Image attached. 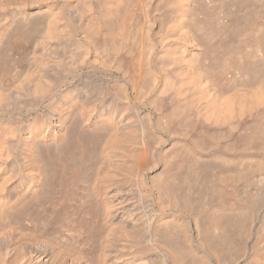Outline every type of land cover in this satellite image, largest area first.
I'll list each match as a JSON object with an SVG mask.
<instances>
[{"label": "bare ground", "instance_id": "6f19581e", "mask_svg": "<svg viewBox=\"0 0 264 264\" xmlns=\"http://www.w3.org/2000/svg\"><path fill=\"white\" fill-rule=\"evenodd\" d=\"M8 1L7 0H0V7L5 6L7 9H9L8 8L9 3H11V5H12V3H14V1H16V0H10V2H8ZM17 1H19V3H17L18 7H16L17 6L16 2L12 5V6H14V10L16 7L14 15H16L18 12H20L19 15L22 14L24 19H26V17L30 16L31 14L34 15L33 13H45V15L48 14V16L46 18L42 17V15L40 16L41 18L46 19L45 20V29L43 32L42 31L38 32L37 27L33 25L36 23L38 25L39 24L44 25V23H41L42 19L38 18L39 20H33L32 21V19H34L32 17H30V20H31L32 25L34 27L31 25V27L29 26V28H26L22 25L11 23V22H13V19H11L12 21H10V23L7 26L3 27L2 29L0 28V69H5L4 74H7L6 68L9 69L10 63H13L12 56L14 55V53L18 49L20 50L19 47H21V44L24 41L31 40L30 43L32 42L33 44H35V45H33L31 43L33 45V47L35 46L33 51H32L31 57H30L31 67L26 72H24L25 74L21 73V74H23L22 79H21V75H19L20 76L19 83H17V84L15 83L18 80H16L15 82L13 81L16 84V86H14L15 88L12 90L10 87L5 85V83H4L5 81H3L4 79L0 80V175L3 176V179L8 178V177H10V178L15 177L22 184L25 192L27 194H30V193H35V192L39 191L40 188L45 183L48 185H51L53 183V181H55V180L56 181L59 179H61L62 181L66 180L68 174L71 175V178H78V177L83 176L85 174V172L88 169H90V167H92V168L94 167L93 166L94 164H92V163L87 164V160L91 156L92 150L94 148L95 149L100 148L102 145H108L110 148L129 146L132 143V141H134V139H135L134 137L136 136V135L134 136V133L132 130L135 128L133 127L130 114L129 115L121 114L122 112L121 113L118 112L119 108L117 106L114 107L112 102L109 103L105 100H104V102L100 101L98 103L99 104L98 107L100 108L101 112L97 115L96 119L90 118V120L87 121V124H84L83 128L80 127L82 119L80 120V122L76 121L73 123V125L67 126V122L65 121L64 116L60 113L61 109H54V108H53L54 110L53 109L52 110L46 109L47 111L45 110V112H43L39 115H34L33 112L40 107L41 103H43L42 101L45 98L47 99L48 96H51L50 94H52L55 86L61 87L60 85L64 84L63 80H65L66 76L70 72H72L73 67H75V66H73V64L69 66V64L67 62V58H74V55H70V57H69V53L71 51L73 52V51L77 50V49H75L76 47L74 46V44H78L80 42V41H78L79 32L82 30V32H84V31L90 32L89 35H91V36L97 35V36H95V39H96V37H98L97 39H99V38L101 39V41L97 40V39H96V41H100L101 43H103L102 45L107 47V49H105V51H107L111 48H112V51L115 50L117 53V56L114 55L115 54L114 52H113V55L116 56L115 58L122 65L121 68L124 67L125 71L127 70V72H128V74L126 72V74L128 75V78H125V79H127V80H125L126 85L131 86V88L135 92H136V90H140L141 88H144L145 90H147L146 91L147 93H146L145 90L143 89L145 92L144 94H148V92L154 91V89L157 87L155 81L158 80L159 78L158 79L156 77H155L156 79L154 78V75H156L155 74L156 69L154 70L150 66H147V64L149 65L148 60H150L152 56L149 57L150 53H148V56L146 55L147 52H150L149 51L150 49H152V50L156 49L157 45L155 46V44L151 40L152 45L150 44V46H151L150 49L147 48L148 51L144 50L145 47L141 48L145 52L140 50V47L138 49L133 48L131 50L129 45H127V42H128V44L130 42V40H128V39L130 38V36L132 34L135 35V38H137V36H136L137 32H136V34H134L135 32L133 31L134 28L136 26H138V24L140 22L144 23V25H145L144 20L146 18L142 21H140V19H138L140 16L143 19L145 17L144 15L148 11V9H146V7H147V5H149V2H146V3H148L146 5L145 0H101V2H100V0L99 1L97 0V3L102 4L101 7L104 6V10L106 9L105 5H107V7H108L107 13L105 12L106 10L104 11L105 16L107 15L106 17L108 18L106 20L104 18L105 16H102L103 19L101 18L100 15L97 16L98 13H96L97 15L96 14L95 15L98 18L100 17L101 19L100 18L98 19L97 17H96V19H92L91 17H90L91 19L87 18L86 12L92 11V9L95 8V6H96V5L94 6L93 4H91L93 2L92 0H91L92 2L91 3L89 2L90 4H88L90 7L87 5H84V3L87 4L86 3L87 1H85L84 3H81V2H83V0H79V2H78V0H76L78 5L80 3H81L80 6L82 5V7H80V8H78V6H77V9L79 11H74L76 8H74V10H73V8L70 7V4L67 3L68 0L64 3L63 2L61 3L58 1L59 2L58 4L54 2L55 4L51 5V6H49V4H44V3H39L38 5H35V6H32L31 4H29V7H30V5L32 6L30 8V10L29 9L27 10L26 8L23 7V4H24L23 1L24 0H22V3H21V0H17ZM37 1H40V0H37ZM103 1H104V3H102ZM149 1H151V0H149ZM167 1H166V3H168ZM215 1H213V2H215ZM27 2H28V0H27ZM159 2H160V0H158V3ZM162 2H163V0H162ZM169 2L174 6L173 8H176L172 12L176 11V14H177V10L179 12L180 8H181V5H180L181 2L177 3V2H172L171 0ZM197 2H198V0H197ZM258 2H261V1L258 0ZM253 3H254V1H253ZM256 3H257V1H256ZM171 4H168V5H171ZM11 5H9V7ZM25 5L27 6L26 3H25ZM83 5L87 6L88 8L85 7L86 8V10H85ZM91 5H93L94 7ZM249 5H251V4H249ZM20 6L23 7L24 9L21 8ZM73 6H74V4H73ZM247 7H248V5H247ZM256 7H259V6H256ZM6 8H5V10H6ZM161 9H163V7ZM198 9L199 8H197V10ZM219 9H220V7H219ZM5 10H4V12H5ZM87 10H89V11H87ZM191 10H192V8H191ZM258 10H255V11H258ZM263 10H264V8H263ZM108 11H109V13H108ZM156 11H157V9H156ZM223 11H224V9H223ZM227 11L229 12V10H227ZM260 11H262V10H260ZM5 13H7V12H5ZM208 13L206 15H208ZM7 14H10V13H7ZM109 14L111 15V17H109ZM172 14H174V13H172ZM179 14H180V12H179ZM215 14H217V13H215ZM251 14L252 13L250 12L249 15H251ZM19 15L17 14L15 17H17ZM246 16H248L247 13H246ZM257 16L264 18L263 15H261V16L257 15ZM1 17L7 18L6 16H1ZM1 17H0V19H1ZM12 18H14V17L12 16ZM163 18L164 17H162V19ZM195 18H197V16ZM203 18H205V17H203ZM228 18H230V17H228ZM240 18L242 19V16ZM247 18H249V17H247ZM8 19H9V17H8ZM88 19H90V20H88ZM148 19H149V17H148ZM199 19H197V21ZM253 19L258 20L256 22L260 23V26H261L260 29H262L263 27L261 24H264L262 19L261 18L255 19V17ZM229 20L232 21V19H229ZM236 20L237 19H235V22H232L233 25H235ZM39 21H40V23H39ZM146 21H147V19H146ZM191 21H192V19H191ZM197 21H196V23H197ZM200 21H203V20H200ZM251 21H253V20H251ZM2 22L4 23V21H2ZM18 22H20V21H18ZM31 22H29V24L26 23L25 25L28 27V25H30ZM43 22H44V20H43ZM247 22H250V21H247ZM224 23H225L224 25H226V22H224ZM228 23H227V25H228ZM238 23H240V22L237 21L236 24H238ZM259 23H256V24L259 25ZM150 24L151 23H149V25ZM200 24H202V23H200ZM232 24H231V26H232ZM253 24H255V22ZM144 25H142L141 27L138 26L141 28L142 32L144 30ZM243 25H245V24H243ZM243 25H241V26L243 27ZM1 26H2V24H1ZM191 26H193V25H191ZM212 26H214V25H212ZM228 26H230V25H228ZM228 26H226V27H228ZM231 26H230V28H226V27L223 28V29H225V31L229 32V35L234 34V33L236 34L237 32H235V31H238V33H239L240 28H242V27H240V25H237L239 27H237V26L233 27L232 26V28H231ZM253 26L254 25H252L251 27H253ZM260 26H258V27H260ZM138 27H137V29L136 28L135 29L138 30ZM146 27H147V25H146ZM168 28L166 30H168ZM148 30L151 31L150 29H148ZM212 30H214V29H212ZM243 30L244 29H242V31ZM245 30H246V28H245ZM249 30H250V33H257V31L253 32L251 29H249ZM263 30H264V28H263ZM171 31H169V33H171ZM222 31L223 30L221 29V32ZM231 31H233L234 33H231ZM242 31H240V32H242ZM160 32H161V30H160ZM259 32H261V30ZM84 33H86V32H84ZM208 33L206 32V34H208ZM213 33L216 34L215 32H213ZM243 33L245 34V32H242L241 34L240 33L239 34L242 35ZM248 33H249V31H248ZM157 34H159V33H157ZM162 34H164V33H162ZM195 34H196V32H195ZM239 34H237V35H239ZM244 34L240 37L244 38L243 37V36H245ZM262 34L264 35V32ZM148 35H149V33H148ZM148 35L146 34L145 36H148ZM166 35H170V34H166ZM223 35H226V34H223ZM263 35H262V37H263ZM91 36L88 37V35H87L88 39L92 38V40H93L94 38ZM164 36H165V34H164ZM196 36H197V34H196ZM201 36H203V35H201ZM201 36L199 37V39H201V40H203L204 38L206 39L205 36H204V38ZM216 36L218 37V35H214L213 38H215ZM233 36H235V35H233ZM211 37H212V34L209 36V38H211ZM262 37L258 38L259 40H257V43L262 41ZM135 38H133V39H135ZM143 38H144V36H141V38H137V39L141 40V46H144L142 44V42L144 40L148 39V37H145L144 39ZM149 38L151 39V37H149ZM137 39H135V41ZM164 39H163V42H165ZM205 39H204V41H205ZM245 39L247 42V38H245ZM139 40H137L136 42L138 43ZM221 40H223V39L219 40L217 38L216 41L212 42L213 41V39H212L211 43L210 44L208 43L209 46L207 48V54H205L204 56H206V57L212 56V58L214 57L215 59L216 58L219 59L218 56L220 54L222 55V53H223L222 51H221L222 53H220V51H219L220 48L221 47L223 48V46L225 48V45H223V43H225V42H222ZM147 41H145V43H147ZM158 41H161V39ZM249 41H251V40H249ZM92 43H94V42H92ZM160 43H162V41ZM136 44H134V45H136ZM245 44L246 43L244 42V45ZM254 44H252V45H254ZM230 45H232V44H230ZM230 45H228V46H230ZM83 46H84L83 48L85 49L86 45H83ZM246 46H249V44H246ZM78 47L81 48V46H79V45H78ZM101 47H103V46H101ZM101 47H98V49L102 50ZM105 47H103V49ZM108 47H111V48H108ZM218 47H219V50H218ZM259 47H260V43L258 45V48ZM263 47H260V48L263 49ZM83 48H81L82 51H84ZM216 48L219 52L216 51ZM231 48H232V46H231ZM164 49H166V48H164ZM229 49H230V47H229ZM88 50L86 52H89ZM240 51H241V49H240ZM102 52H104V51H102ZM76 53H75V55H76L75 60L77 61L78 60L77 59L78 54H76ZM156 53H157V51H156ZM217 53H220V54H217ZM224 53H225V51H224ZM232 53H234V52H232ZM252 53H254V51ZM18 54H20V52H18ZM18 54H15V55L17 56ZM87 54H89V53H87ZM201 54H203V52ZM238 54H239V51H238ZM21 55H22V53H21ZM226 55H228V53ZM236 55H237V53H236ZM260 55L258 54V56H260ZM16 56H14V58ZM106 56H108V55H106ZM146 57H147V60H146ZM148 57L150 59H148ZM206 57H205V59H206ZM227 57H226V59H227ZM230 57H232V56L230 55ZM230 57H228V58H230ZM255 57H256V55H255ZM255 57H254V60H255ZM107 58L109 59L110 56ZM234 58L235 57L233 56L231 59H234ZM207 59H209V58H207ZM245 59L246 58L244 57V60ZM70 60H71V62L73 61V59H70ZM209 60H208V62H209ZM263 60H264V58H263ZM87 61L88 60H86V62ZM109 61L110 60H108V62ZM232 61H231V63H232ZM249 61H248V63H252V61H250V62ZM79 62L80 61L78 60V63ZM83 62L85 63V61H83ZM83 62L81 60V63H83ZM210 62H211V60H210ZM215 62L218 63L217 61H215ZM243 62H245V61H243ZM14 63H15V61H14ZM88 63H90V62H88ZM111 63H113V62H111ZM111 63L107 64L108 67H109V64H111ZM150 63L153 64L155 62H150ZM256 63H258V62L255 61V64ZM15 64H13V65H15ZM75 64H77V63H75ZM213 64H215L214 61H213ZM213 64H212L211 68L212 67L215 68V66ZM222 64H224V62ZM245 64H247V63H245ZM263 64H264V62L262 63V65ZM215 65H217V64H215ZM227 65H229V64H227ZM71 66H73V67H71ZM78 66H76V67H78ZM114 66L117 67V65H114ZM19 67H21V66H19ZM147 67H149V69H147ZM204 67H206V66H204ZM220 67H222V69H223V67H225V64H224V66H220ZM95 68H96V66H95ZM226 68H228V67H226ZM229 68H231V67H229ZM258 68H259V66H258ZM10 69H12V68H10ZM208 69L211 70L210 68H208ZM206 70H207V68H206ZM215 70H217V69H215ZM233 70L234 69H232V72H233ZM254 70H250V71H254ZM10 71L11 70H8L7 72H10ZM173 71H174V69H173ZM247 71L245 70L244 72H247ZM263 71L264 70H262V72ZM0 73H1V71H0ZM247 73L242 74V75H244L243 77H245L243 80V81H245L243 83V85L246 84V82H247L246 85H251V86L252 85L255 86L256 84L259 83L258 85H260V87L255 86V88H252V89L248 88L247 91H246V89L244 90L245 92L241 90V92H243V93H241L240 90L236 89L234 86H232V87H234L233 88L234 90L232 89V87H230V89L228 90L229 85L226 84L228 87L227 86H225L226 88L221 87L220 88L221 90H219V93L213 92L214 94L210 95V92L208 93V91H207L206 95H208V96L210 95V96L208 97L205 95L206 98L208 97V100L205 104L199 105V106L194 105L196 103L193 104V106H195V107L197 106V109H196L198 111L197 115H200L202 117L201 119L205 121V122H201L202 123L201 125H203L204 123H207V124L209 123L211 125L210 126L208 124L210 126L209 128L211 129V132H213L214 130L212 131V129H215L216 127H218L220 129L221 126H219V124L229 126L230 123L226 124V122L228 123V121H231L232 122L231 124H234L238 120L236 118L240 117V120H242L243 118L241 119V117L243 115H245L246 113H250L252 116V113H253L252 111H255L254 109L257 107H258V109H256V111L257 110L261 111L259 109V107L261 106L260 103L264 102V80H263L264 78H263V76L262 77L260 76L257 78L251 77L249 75H248L249 77L245 76V75H247ZM1 74H3V72ZM222 74L224 75V72ZM233 74H235V73H233ZM262 75H264V74L262 73ZM217 76H218V74H217ZM224 76H226V75H224ZM231 76H232V74H231ZM254 76H255V74H254ZM0 77L5 78V76H3V75ZM67 77H69V76H67ZM152 77H153V79H152ZM171 77L173 78V76H171ZM227 77L228 76H226L225 78H227ZM234 77H236V75H234ZM165 79H167V78H165ZM232 79L233 80L235 79L234 81H236L237 78H232ZM103 80H105V77L103 79L102 76H99L98 74L93 73V72L88 73V74H84V76H82L78 81H75V83L71 84L73 89H70L71 90L70 93L68 92L69 95L62 99L63 105H70V103L72 101H74L75 105L79 106V107H82L83 104L91 103L92 100H95L94 97H95L96 88H98V86L99 87L105 86L103 83ZM182 80H183V77H182ZM184 80H185V78H184ZM2 81L4 84L1 83ZM156 82L159 83V85H160L161 81L160 82L156 81ZM161 83H163V82H161ZM233 83H235V82H233ZM237 84L239 85L238 82H237ZM10 85H12V84H10ZM159 85H158V87H159ZM194 87H195V85H194ZM68 89H66V90L69 91ZM125 89L126 88H124L122 90H118V92L120 91L119 93L120 94L122 93V95L126 94ZM235 89L238 90L240 93H238V91L236 92ZM143 90L141 89V91H143ZM177 91H179V89ZM233 91H235V92H233ZM63 92H61V94ZM174 94H176V93L174 92ZM21 96L24 98H21ZM62 96H63V94H62ZM99 96H100V93H99ZM96 97H98V96H96ZM53 98L54 97H52V99ZM56 98H57V96H56ZM206 98H203V100H205ZM128 100H129V98H128ZM195 100L196 99H194V101ZM190 101L192 102L193 100H190ZM54 102H56V101H54ZM199 102H201V101H199ZM57 103H55V104H57ZM181 103H183V101ZM59 104H61V103H59ZM262 104H264V103H262ZM179 105H180V103H179ZM186 105H188V104L186 103ZM176 106L178 107V104ZM193 106H192V109L194 108ZM262 107H264V106L262 105ZM57 108H59V107H57ZM170 108H169V110L172 109V108L171 109ZM179 108L180 107H178V109ZM173 109H174V107H173ZM95 110H97V109H95ZM120 111H121V109H120ZM136 112H135V114H136ZM173 112H175V111H173ZM256 113L262 114L264 112H262V113L256 112ZM31 115H34V117H31ZM176 115L177 114H174L172 116H176ZM258 116L261 117L262 115H258ZM234 119H236V120L233 122L232 120H234ZM171 120H174V119H171ZM190 120L191 119H188V121H190ZM169 121H170V119H169ZM95 122L102 123V127H104L103 131L94 132L92 130H88L90 125L94 124ZM222 123H225V124H222ZM241 123H243V120L241 121ZM250 123H252V124H250V127H251L250 130L248 131V129H247V132L245 130L242 131L243 134L240 132V134L243 136L239 135L241 137V140L243 139L246 141L245 143H248V145H247L248 147L246 146V148L243 149V151L246 150V152H244V154H241L240 156L237 157V159H241L242 157H243L242 159H245V160L248 159V162L243 163V165H242V162H240L242 166H240L238 169L236 168L237 165L235 166L236 169L235 168L233 169V164H230V162L233 163L235 161H230L229 164H227L224 159H222L223 161L222 160H220V161L215 160L214 158H216V157L214 156V154H212V153H215V151L214 152L210 151L211 153L208 151L210 154L208 155L207 153H205V154H207V156H205V155L203 156L201 153L197 152L194 149L195 147L188 146L187 153L184 152L186 154V156H184V158L182 157V155L180 156V154H176L179 152L178 150L175 152L176 156L177 155L180 156L179 157V159H180L179 163L180 164L183 163L182 166H184L183 169H179L180 170L178 173L179 175L178 174L173 175V177L174 176L175 177L178 176V177L177 178L174 177L173 179L168 178V180L166 179L167 181L166 180L162 181V179H161L162 183L161 184H160V182L158 183V184H160L159 185L160 190L158 191L159 192L158 194H160L162 196L163 201H167V202L172 201L173 204L176 201L178 204L177 207L179 209L178 210L179 215L182 216V214H188L191 217H193V220H195V222L190 221V220L188 222V226H189V229L192 233L193 239H191L192 236L189 237L190 235H188L186 220L181 222L180 216L177 213H176L177 215L175 213H173L174 215H172L170 213L167 214L166 212L165 213L158 212L154 208L155 206L153 205L151 200H148V199L143 197L142 192L139 193L138 191H136L131 186H124V187H120V188H113V190H109L106 193L104 192L105 197H104L103 211H104L105 217H106L104 220H106L105 224L107 226V229L110 230V233H109L110 237L101 243V245L99 246L100 250H99L98 254L93 255L92 257H89V258H86V257H82V258L62 257V258H59L60 260L56 259L57 260L56 261L54 259L55 255H57L56 254V252H57L56 247L53 246L52 244H49L47 241L37 240L35 242H26L22 247H17V245H16L17 241L12 236L4 237V234H2V238L0 237V264H52L54 261H56L57 264H204V263L209 264V260H210L209 258L216 259L217 262H215V263H217V264H219V263H221V264H264V125L257 124V123H256L257 125H255L253 122H250ZM261 123H264V119L261 121ZM188 124H190V123H188ZM194 124L195 123H193L192 125H194ZM246 124H244V125H246ZM144 125H145V123H144ZM144 125L142 124V126H144ZM208 125H203V126H208ZM140 126L141 125H139V127ZM191 127L194 128L195 126H191ZM232 127H233V129L235 128L234 125ZM143 128L144 129L148 128V125L143 127ZM149 129H150V127H149ZM200 129L202 130L201 131L202 137L204 135H207L206 134L207 131L205 132V134L203 133V131H205V129H207V128L202 129V127H201ZM210 129H209V131H210ZM219 129H217V130L219 131ZM150 130H149V132H150ZM218 131H216V133ZM226 131L230 132L229 130H226ZM145 132L147 133L148 131H145ZM211 132H209V133H211ZM237 133H239V132H237ZM201 134L199 136V139L198 138L196 139L197 141L199 140V142H198L199 144L203 140V138L201 137ZM223 134H224V132H223ZM227 134H229V133H227ZM144 135H145V133H144ZM189 135H188V137H189ZM197 136H198V134H197ZM239 136H238V140H240ZM188 137H186V138H188ZM200 138L202 140H200ZM207 138H209V137L206 136V140H203V141H206V142H203L204 144L207 143V141H208ZM221 138H220V141H221ZM214 139H215V136H214ZM224 139L225 138L223 136V140ZM226 139H229V138H226ZM194 140H195V138H194ZM194 140H193V142H195ZM238 140L235 141L236 145L238 144ZM240 141H239V145L242 144L244 146V142L240 143ZM52 142L55 143V144H53L54 146L49 145V143H52ZM187 145L188 144H186V146ZM201 145H200V147H202ZM183 147H181V149ZM210 148H212V147H210ZM238 148H240V147H238ZM227 150H229V149H227ZM217 153H215V154H217ZM181 154H183V153H181ZM218 154L221 155L222 153L221 154L218 153ZM222 155H223V157L225 156V158H226V156L230 157L231 158L230 160L236 159V157H234L235 155L233 156V155L228 154V153L226 155H225V153ZM191 157L196 159L195 160L196 163L192 162L194 159L191 160L192 159ZM181 159L184 160V162ZM249 159H250V161H249ZM176 161H177V159H176ZM66 162H68V163H66ZM144 162H146V160H144ZM179 163L174 164V162H171L170 165L174 164V166L178 165V167H179ZM122 165H125V164H122ZM167 165H166V167H167ZM139 166H141V165H139V163L137 161H135L133 168H135V167L139 168ZM172 167L173 166H171L170 168H172ZM168 168H169V166H168ZM169 174L170 173H167V175H169ZM167 175H166V177H167ZM180 181H182L183 183L182 182L180 183ZM161 196H160V198H161ZM163 201H161V202H163ZM5 203H6L5 197L0 196V213L2 215H4V214L6 215V213L9 212L8 209H6V207H5ZM167 204H169V203H167ZM163 206H164V204H163ZM167 207H168V205H167ZM163 208H165V207H163ZM170 220H172V221H170ZM173 221H174V223H171ZM169 223H171V225ZM124 249L130 250L129 255H127V256L125 255L126 252L125 253L123 252ZM60 256H58V257H60Z\"/></svg>", "mask_w": 264, "mask_h": 264}, {"label": "rangeland", "instance_id": "374dc122", "mask_svg": "<svg viewBox=\"0 0 264 264\" xmlns=\"http://www.w3.org/2000/svg\"><path fill=\"white\" fill-rule=\"evenodd\" d=\"M24 1H23V3H24L23 7L26 8L27 10L28 9L30 10V8L32 6L38 5L39 3L49 4V6H51V5H54L55 3L58 4L59 2L64 3L67 0H43V1L42 0H40V1H37V0L36 1L35 0L29 1L28 0V2H27V0L25 2ZM85 1H87L86 2L87 4L84 3ZM92 1L91 0H89V1L83 0V2H81L87 6H89L88 4H90L91 2H92L91 4H93L94 6L96 5L95 8L92 9V11L87 10L90 12V13L86 12L87 18L91 17L92 19H96V17L100 15L101 18L103 19L102 16H105V14H104L105 12L107 13V9H108L107 5H105L106 6L105 7L106 11H105L104 6H102L103 7L102 8L101 7L102 4L97 3V0H92ZM166 1L167 0H165V1L163 0V2H162V0H160V2L158 3V0H151V1L145 0L146 5L148 4L146 2H149V5H147V7H146V9H148V11L146 12L147 15L145 14L144 15L145 17L143 16L144 17L143 19L141 18V16L138 18V19H140V21L144 20L145 18L147 19V21H146V19L144 20L145 25L142 22H140L138 24V26H140V27L142 25H144V30L142 32L141 28L136 26L135 28L137 29V27H138V30H136L134 28L133 31L135 32L134 34H136V32H137V34L139 33L138 35L136 34L137 38H141V36H144V38L148 37V39H147L148 41L144 40L142 42V44L144 46H141V40L135 38V35L132 34L130 36V38L128 39V40H130L129 44L127 42V45H129L131 50L133 48L138 49L139 47H140V50H142L141 48L145 47L144 50L148 51L147 48L150 49L151 48L150 44L152 45L151 40L153 41L155 46L157 45L156 49H154V50L150 49L149 50L150 52H147V54H146L148 56V53H150L149 57H151V56L153 57V58L151 57V59L148 57V59H150V60H148L149 65L147 64V66H150L154 70L156 69L155 70L156 75H154V78L155 77L157 79L159 78L156 81L163 82V83L160 82V85H159V83H157L155 81V83L157 85V87L155 88L156 90L154 89V91H150V92H148V94H144L147 91L144 88H141V89L142 90L144 89L145 92H144V90L141 91V89L136 90V92H135L131 88V86L126 85L125 80H127V79H125V78H128V75H127L128 72H127V70L125 71L124 67L121 68L122 65L115 58L117 56L116 51L115 50L112 51L111 47H108L111 49L105 51V49H107V47L102 45L103 43L100 42L101 41L100 38L97 39L98 37H96L97 40H100V41H96L95 36H97V35L91 36V35H89L90 32L84 31V32H86V33H84L81 30L78 34V41H80V42L78 44H74V46L76 47L75 49H77V50H75L77 53L75 51H73L74 53L71 51L69 53V57H70V55H74V58H67V62L69 64V66L72 64H73V66H75V67L71 66V67H73L72 72H70L71 74L69 73L67 75L69 77L66 76L65 80H63L64 84L60 85L61 87L55 86L53 89V92H52V94L53 93L54 94L53 95L50 94L51 96H48L49 98L47 97V99L45 98L42 101L43 103H41V105L39 107L40 109L38 108L37 110H35L33 112L34 115H39V114L45 112L46 109L47 110H52L53 108L54 109H61L60 113L64 116L65 121L67 122V126L73 125V123L76 121L80 122V120L82 119L80 127L83 128L84 124H87V121L90 120V118L96 119L97 115L101 112L100 108L98 107L99 106L98 103L100 101L104 102V100H105L109 103L112 102L114 107L117 106L119 108L118 112H120V113L122 112L121 114H127V115L130 114L133 127L135 128V129H132L134 136L136 135L134 137L135 138L134 141H132V143L129 146L110 148L108 145H102L100 148H97V149L94 148L92 150L91 156L87 160V164L92 163V164H94L93 165L94 167L93 168L90 167V169H88L83 176L78 177V178H71V175L68 174L66 180H64V181H62L61 179H59L57 181L55 180V181H53V183L51 185H48L45 183L40 188V190L35 192V193L27 194L25 192V190L23 189L22 184L15 177L14 178L8 177V178L3 179V176L0 175V193H1L0 196L5 197V199H6L5 207L9 211L6 213V215L4 214L5 216L0 213V237L1 238H2V234H4V237L12 236L17 241V244H16L17 247H22L26 242H35L37 240L47 241L49 244H52L53 246L56 247V250H57L56 254L57 255H55V258H54L55 260L56 259L60 260L59 258H62V257H71V258L86 257V258H89V257H92L93 255L98 254V252L100 250L99 246L101 245V243L110 237V234H109L110 230L107 229V226L105 224L106 220H104V219L106 217H105V213L103 211V204H104V197H105L104 194L106 192H108L109 190H113V188L131 186L136 191H138L139 193L142 192V195L144 198L151 200V202L155 206L154 208L158 212H161V213L166 212L167 214L170 213L172 215H174L173 213H175V214L177 213L179 215V213H178L179 209L177 207L178 206L177 202L175 201V203L173 204L172 201H170V202L169 201L168 202L163 201V198L160 194H158L159 193L158 191L160 190L159 185L162 183L163 180L164 181L166 179L168 180V178L173 179L175 177V176L173 177V175H177L180 171L179 169L184 168V166H182L183 163L182 164L179 163L180 162L179 157L181 155L183 158H184V156H186L185 153H187L188 146L195 147L194 149L197 152L201 153L203 156L204 155L207 156V154L209 155L211 152H214V151H215V153L218 152L220 154L225 153V155L227 153L231 154L233 156L235 155L234 157H236V159L230 160L231 158L228 156H226V158H225V156L223 157L222 154L219 155L218 153L217 154L212 153L216 157V158H214L215 160L220 161V160L224 159L227 164H229L230 161H235L236 163L230 162V164H233V169L235 168L236 165H237L236 168L238 169L240 166L243 165V163L248 162V159H246V160L242 159L243 157L242 158L240 157L241 159H237L238 156H240L241 154H244V152H246V150L243 151V149L246 148V146L248 145V143H245L246 142L245 140H243V139L241 140V137L239 135H241L240 132L242 133V131H244V130L246 132H247V129H248V131L250 130V128H251L250 124H252L250 122H253L255 125H257V124L264 125V123H261V121L264 119L263 118L264 113H262V112H264V107H262V105L264 106V104H262L264 102L260 103L261 106L259 107V109L261 111H258V110L256 111V109H258V107H257L254 109L255 111H252L253 113L251 112L252 116L250 113H246L245 115H243L241 117V119L243 118L242 119L243 123H241L242 120H240V117H238V118H236V119H238L236 121V123L231 124L232 123L231 121H228V123L226 122V124H229V123L231 124V125L229 124V126L219 124V126H221L220 129L218 127H216L217 129H219V131L215 128V129H212V131L214 130L213 132H211V129L209 128L211 126L209 123L208 124L210 126L207 123H204L203 125H208V126L201 125L202 124L201 122H205V121L201 119L202 117L200 115H197L198 111L196 109H197V106L205 104L208 100V97L211 94H214L217 92L219 93V90H221L220 89L221 87H225V86L229 85V87L227 86L228 90H229L230 87L234 86L236 89L240 90V92H241V90L244 91L245 89L247 91L248 88L249 89L255 88V86L260 87V85H258L259 83L256 84L255 86L254 85L251 86V85H246L247 84V82H246V84L243 85V83L245 82V81H243L245 77H243L244 75H242V74H244V73L246 74L249 71L247 73V75H245V76L249 75V76L255 77V78L263 76V78H264V75H262V73L264 74V71L262 72V70H264L263 69L264 64L262 65V63L264 62V60H263V58H264V47H263L264 46V35L262 34L264 32V30H263L264 24H261L263 28L260 29L261 28L260 23L256 22L258 20L253 19L254 17H255V19L261 18L262 21L264 22L263 17L257 16V15H260V16L263 15L264 16V10H263L264 0H259L261 2H258V0H256L257 3L255 0H218L219 2L221 1L220 3L217 0L216 1L215 0H198L199 3L197 2V0H171L172 2H177V3L181 2L180 3L181 8L179 11L180 14H179L178 10H177V14H176V11L172 12L176 8H173L174 6L169 2L170 0L167 1L168 3H166ZM213 1H215V2H213ZM253 1H254V3H253ZM8 2H10V0ZM15 2L17 5L16 7H18L17 3H19V1L16 0V1H14V3ZM78 2H79V0H78ZM100 2H101V0H100ZM14 3H12V5ZM21 3H22V0H21ZM25 3L27 4L28 7L25 5ZM67 3L70 4V7L73 8V10H74V8L77 9V6H78V8L82 7V5L80 6L81 3L79 5L77 4L76 0H68ZM102 3H104V1ZM248 3L251 5H249ZM29 4H31L32 6L30 5V7H29ZM73 4H74V6H73ZM168 4H171V5H168ZM246 4L248 5V7ZM9 5H11V3H9ZM9 5H8L9 9H7L5 6L0 7V15L7 17V18H4V17L0 16L1 17V19H0V22H1L0 28L1 29L3 27L7 26L10 23V21H12L11 19H13V22H11V23L19 24V25H22L26 28H29V26L31 27V25H32L30 17L34 18V19L31 18L33 21V20H39L38 18H41L40 17L41 15L44 18H46L48 16V14L45 15V13H33L34 15L31 14L30 16L26 17V19H24L22 14L19 15L20 12H18L17 14L19 16L15 17L17 15V14L14 15L16 7L14 10V6L11 5L9 7ZM93 5H91V6H93ZM255 5L259 6V7H256ZM87 6H84L85 10H86L85 7H87ZM23 7H21V8H23ZM162 7H163V9H161ZM219 7H220V9H219ZM5 8H6V10H5ZM191 8H192V10H191ZM197 8H199V9L197 10ZM76 9L74 11H79L78 9L77 10ZM156 9H157V11H156ZM223 9H224V11H223ZM4 10H5V12L10 13V14L5 13ZM227 10H229V12ZM255 10H258V11H255ZM260 10H262V11H260ZM249 11L252 13L251 15H249V13H250ZM171 12L174 14H172ZM96 13H98V15ZM108 13H109V11H108ZM207 13H208V15H206ZM215 13H217V14H215ZM246 13L248 14V16H246ZM12 16L14 18H12ZM106 16L104 17L105 20L108 19ZM196 16H197V18H195ZM227 16L230 18H228ZM241 16H242V19L240 18ZM8 17H9V19H8ZM109 17H111L110 14H109ZM148 17H149V19H148ZM162 17H164L163 18L164 20L162 19ZM203 17H205V18H203ZM247 17H249V18H247ZM41 19H42V21L41 20L40 21H41V23H44V25L43 24L38 25L37 23L33 24L34 26L37 27L38 32H40V31L43 32L45 29V20L46 19H43V18H41ZM90 19H88V20H90ZM191 19L193 22L191 21ZM197 19H199V20L197 21ZM229 19H232V21H230ZM235 19H237L236 23H237V21L240 23H238V24L235 23V25H233L232 22H235ZM43 20H44V22H43ZM200 20H203V21H200ZM251 20H253V21H251ZM2 21H4V23ZM18 21H20V22H18ZM40 21H39V23H40ZM196 21L198 24L196 23ZM247 21H250V22H247ZM29 22H31V23L27 27L25 24L26 23L29 24ZM224 22H226V25H224L225 24ZM228 22L229 23L231 22V23L229 24ZM254 22H255V24H253ZM149 23H151V24L149 25ZM200 23H202V24H200ZM227 23L230 26L232 24L233 27L237 26V25H240V27H242L241 25L245 24V25H243L242 28H240V31H242V29L245 30V28H246L245 31L244 30L242 31V32H245V34L243 33L245 35V36H243L244 38L240 37L243 35V34L240 35L242 33L240 31H239L240 34L238 33V31H235V32H237L236 34L233 31H231V33H234V34L230 33L231 35H229V32L225 31V29H223L226 26H228ZM256 23H259V25ZM1 24H2V26H1ZM146 25H147V27H146ZM191 25H193V26H191ZM212 25H214V26H212ZM252 25H254V26L251 27ZM257 25L260 27H258ZM230 26H228L226 28H230ZM232 26H231V28H232ZM237 27H239V26H237ZM167 28H168V30H166ZM148 29H150L151 31H149ZM159 29L161 30V32ZM212 29H214L215 31ZM221 29L223 30L222 32H221ZM249 29H251L253 32L257 31V33H250ZM259 29L261 30V32H259L260 31ZM169 31H171V33H169ZM248 31H249V33H248ZM195 32H196L197 36H196ZM206 32L207 33L209 32L208 33L209 35L206 34ZM213 32H215L216 34H214ZM148 33H149V35H148ZM157 33H159L160 35ZM162 33H164L165 36ZM199 33L203 36H201ZM146 34L148 36H145ZM166 34H170V35H166ZM211 34H212V37L209 38V36ZM213 34L218 35V37L216 36L215 38H213L214 37ZM223 34H226V35H223ZM237 34H239V35H237ZM87 35H88V37L91 36L94 39L93 40H92V38L88 39ZM233 35H235V36H233ZM262 35H263V37H262ZM200 36L203 38L205 36L206 37V39L204 38L205 41L203 38H202L203 40L199 39ZM149 37H151V39ZM259 37L260 38L262 37V41L257 43V40H259L258 39ZM133 38L139 40L138 41L139 44L136 42L137 40L135 41V39H133ZM217 38L219 40L223 39L221 41L225 42V43H223V45H225V48L223 46V48L221 47L219 50V47H218V50L220 51V53L223 52L222 55L220 53H217V54H220L218 56L219 59L216 58L217 60L214 57L212 58V56L211 57L204 56L205 54H207V48L209 46L208 43L210 44L212 39H213L212 42L216 41ZM245 38H247V42H246ZM160 39H161L162 43H160L161 41H158ZM163 39L165 40V42H163ZM249 40H251V41H249ZM30 41L31 40L24 41L21 44V47H19L20 50L18 49L14 53V55L12 56L13 63H10L9 69L6 68L7 71L11 70L10 72L6 71L7 74H4L5 69H0L1 73L3 72V74L0 73L1 74L0 76H2V75L5 76V78L0 77V80L4 79L3 81H5L4 82L5 85L10 87L12 90L15 88L14 86H16V84L19 83V81H20L19 75H21V79H22L23 78L22 75L25 74L24 72H26L31 67L30 57H31L32 51L35 47V46L33 47V45H35V44H33L31 42L33 44L32 45L30 43ZM145 41H147V43H145ZM243 41L246 44H249V46H246V44L244 45ZM92 42H94V43H92ZM254 43L255 44L257 43V44L255 45ZM259 43H260V47H263V49L260 47L258 48ZM134 44H136V45H134ZM227 44L228 45L232 44V45L228 46ZM252 44H254V45H252ZM78 45L81 46V48L84 47L83 45H86L85 49L83 48L84 51H82V49L80 47H78ZM101 46H103L105 48L103 49V47H101ZM231 46L233 49L231 48ZM98 47H101L102 50L98 49ZM229 47H230V49H229ZM164 48H166V49H164ZM86 49L87 50L89 49L88 50L89 52H86L87 51ZM240 49L242 52L240 51ZM218 50L216 48V51H218ZM102 51H104L106 54ZM145 51H143V52H145ZM156 51H157V53H156ZM224 51L226 54L228 53V55H226L224 53ZM238 51H239V54H238ZM251 51L252 52L254 51V53H252ZM18 52H20V54H18ZM113 52L115 53L114 55H116V56L113 55ZM202 52H203V54H201ZM232 52H234V53H232ZM21 53H22V55H21ZM75 53L78 54L77 59L80 61L79 63H78V60L77 61L75 60L76 59ZM87 53H89V54H87ZM236 53H237V55H236ZM15 54H18V55L16 56ZM223 54L226 57L227 56L230 57V55L232 57L234 56L235 60L231 59L232 57H230V58L227 57V59H226V57ZM258 54L259 55L261 54L262 56L261 55L258 56ZM106 55H108V56H106ZM255 55H256V57H255ZM14 56H16L18 59L16 57L14 58ZM80 56L81 57L83 56V57L81 58ZM109 56H110V58L108 59L107 57H109ZM205 57H206V59H205ZM244 57L247 60L246 59L244 60ZM254 57H255V60H254ZM207 58H209L211 60V62ZM70 59H73V61L71 62ZM80 59L82 60V62L85 61V63L84 62L81 63ZM248 59L250 61H252V63H248V61H249ZM86 60H88V61L86 62ZM108 60H110V61L108 62ZM146 60H147V57H146ZM208 60H209V62H208ZM14 61L16 64L14 63ZM213 61L218 66L219 65L224 66V64H225V67H223V69H222V67H220V66L218 67L217 65L213 64ZM215 61H217L218 63H216ZM231 61H232V63H231ZM243 61H245V62H243ZM255 61L258 63L255 64ZM88 62H90V63H88ZM111 62H113V63H111ZM150 62H155V63L152 64ZM223 62H224V64H222ZM75 63H77V64H75ZM108 63H111L112 65L109 64V67H108V65H107ZM245 63H247V64H245ZM13 64H15L16 66ZM212 64L215 66V68L214 67L211 68ZM227 64H229V65H227ZM114 65H117V67H115ZM19 66H21V67H19ZM76 66H78V67H76ZM95 66H96V68H95ZM204 66H206V67H204ZM258 66H259V68H258ZM226 67H228V68H226ZM229 67H231V68H229ZM10 68H12V69H10ZM206 68H207V70H206ZM208 68H210L211 70H209ZM147 69H149V67H147ZM173 69L176 73L173 71ZM215 69H217V70H215ZM232 69H234L235 71L233 70V72H232ZM245 70L246 71L248 70V71L244 72ZM250 70H254V71H250ZM91 72L96 73L99 76H102L103 79L105 77V80H103V83L105 86H101V87L98 86V88H96V90H95V97H94L95 100H92V102L89 104H83L82 107L76 106L74 101H72L70 103V105H63L62 99L69 95V93L71 91L70 89H73L71 84L75 83V81H78L82 76H84V74H88ZM126 72H127V74H126ZM223 72H224V75L228 76L229 78L228 77L225 78L226 76H224L222 74ZM21 73H23V74H21ZM233 73H235V74H233ZM217 74H218V76H217ZM231 74H232V76H231ZM254 74H255V76H254ZM234 75H236V77H234ZM171 76H173V78ZM182 77H183V80H182ZM165 78H167V79H165ZM184 78H185V80H184ZM230 78L231 79L237 78V79H236V81H234L235 79L231 80ZM152 79H153V77H152ZM16 80H18V81L15 82ZM3 81L1 83H3ZM233 82H235V83H233ZM237 82L239 83V85L237 84ZM10 84H12V85H10ZM158 85H159V87H158ZM194 85H195V87H194ZM234 87H232V89ZM124 88H126L125 89L126 94L122 95V93L120 94L119 93L120 91L118 92V90H122ZM66 89H68L69 91H67ZM178 89H179V91H177ZM236 89H235V91L237 92L238 90H236ZM207 91H208V93L210 92L209 96L206 95ZM235 91H233V92H235ZM61 92H63L62 93L63 96H62ZM174 92L177 95L174 94ZM240 92L238 91V93H240ZM99 93H100V96H99ZM241 93H243V92H241ZM205 95L208 97L206 98ZM56 96H57V98H56ZM96 96H98V97H96ZM52 97H54L53 98L54 100L52 99ZM21 98H24V97L21 96ZM128 98H129V100H128ZM203 98H206V99L203 100ZM194 99H196V100L194 101ZM190 100H193L192 101L193 103ZM54 101H56V102H54ZM182 101H183V103H181ZM199 101H201V102H199ZM55 103H57V104H55ZM59 103H61V104H59ZM179 103H180V105H179ZM186 103L188 105H186ZM194 103H196V104H194ZM177 104H178V107L181 108V109L179 108L180 110L176 106ZM193 104L197 105V106L195 107V106H193ZM169 106L172 109L174 107V109L172 110ZM192 106L194 107L193 109H192ZM57 107H59V108H57ZM169 108L171 110H169ZM95 109H97V110H95ZM120 109H121V111H120ZM173 111H175V112H173ZM135 112L138 116L135 114ZM256 112H261L262 114H260V113L258 114ZM173 113L177 114V115L172 116V115H174ZM257 114L262 115V116L259 117ZM34 115H31V117H34ZM169 119H170V121H169ZM171 119H174V120H171ZM188 119H191V120L188 121ZM236 119H234L232 121L234 122ZM144 123H145V125H144ZM188 123H190V124H188ZM193 123H195L196 125L195 124L192 125ZM142 124L144 126H142ZM222 124H225V123H222ZM244 124H246V125H244ZM139 125H141V126L139 127ZM147 125H148V128L144 129L143 127H145ZM233 125H234V127L236 125L237 126L233 129V127H232ZM191 126H195V127L192 128ZM149 127H150V129L151 128L152 129L150 130ZM199 127L200 128L202 127V129L207 128V129H205V131H203L204 134L207 131V133H206L207 135H204L205 137L204 136L202 137V134H201L202 130ZM103 128L104 127H102V123L95 122L94 124L90 125L88 130H92L94 132H101V131H103ZM209 129H210V131H209ZM149 130L151 133L149 132ZM215 130L218 132L216 133ZM226 130H229L230 132H228ZM145 131H148V132L146 133ZM209 132H211V133H209ZM223 132H224V134H223ZM237 132H239V133H237ZM144 133H145V135H144ZM227 133H229V134H227ZM197 134H198V136H197ZM200 134H201V137L203 138V140H206V136L209 137V138H207L208 141L206 144L203 143L206 141H203L201 138H200V140H202V142L200 144L198 143L199 140L198 141L196 140L197 138L199 139ZM188 135H189V137H188ZM214 136H215V139H214ZM223 136L225 138L224 140H223ZM238 136H239V139L241 141L238 140ZM241 136H243V135H241ZM186 137H188V138H186ZM194 138H195V140H194ZM220 138H221V141H220ZM226 138H229V139H226ZM193 140L195 142H193ZM237 140H238V144L236 145L235 141H237ZM239 141H240V143L244 142V146L242 144L239 145ZM53 144H55V143H53V142L49 143V145L54 146ZM186 144H188V145L186 146ZM200 145L202 147H200ZM181 147H183L184 149L183 148L181 149ZM210 147H212V148H210ZM238 147H240V148H238ZM227 149H229V150H227ZM177 150L179 152L176 154H180V156H178V155L176 156L175 152ZM208 151L209 152L211 151V152L209 153ZM181 153H183V154H181ZM205 153H207V154H205ZM173 158L174 159L176 158L177 161H176V159L174 160ZM191 158H192L191 160L194 159L192 162L196 163L195 162L196 159L193 157H191ZM144 160H146V162H144ZM135 161H137L139 163V165H141V166H139V168H137V167L133 168ZM170 161L174 162V164L179 163L180 168L178 167V165H176L177 167L174 166V164L170 165V163H171ZM182 161L184 162V160H182ZM249 161H250V159H249ZM240 162H242V165ZM66 163H68V162H66ZM122 164H125V165H122ZM166 165H167V167H166ZM168 166H169V168H168ZM171 166H173V167L170 168ZM167 173H170V174L167 175ZM166 175H167V177H166ZM177 177L178 176H176L175 178H177ZM161 179H162V181H161ZM159 182H160V184H158ZM181 182L182 181H180V183ZM159 195L161 196L162 199L160 198ZM161 201H163L164 203ZM162 203L164 204V206ZM167 203H169V204H167ZM166 204L168 205V207ZM163 207H165V208H163ZM180 219H181L180 220L181 222L186 220L188 235H190L189 237H191L192 233L189 229L188 222H189V220L195 222V220H193V217H191L188 214H182V216H180ZM170 221H172V220H170ZM171 223H174V221ZM171 223H169V224L171 225ZM191 239H193V236L191 237ZM123 252L124 253L126 252L125 255L127 256V255H129L130 250L124 249ZM58 256H60V257H58ZM209 259H210L209 264H217V263H215V262H217L216 259H211V258H209ZM56 261H54L52 264H57ZM219 264H221V263H219Z\"/></svg>", "mask_w": 264, "mask_h": 264}]
</instances>
